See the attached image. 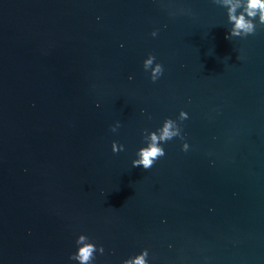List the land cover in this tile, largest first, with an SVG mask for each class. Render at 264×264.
I'll return each instance as SVG.
<instances>
[{"label":"water","instance_id":"obj_1","mask_svg":"<svg viewBox=\"0 0 264 264\" xmlns=\"http://www.w3.org/2000/svg\"><path fill=\"white\" fill-rule=\"evenodd\" d=\"M231 15L253 31L226 39ZM168 118L183 139L133 167ZM81 234L104 247L90 264H264L247 0H0V264H79Z\"/></svg>","mask_w":264,"mask_h":264},{"label":"clouds","instance_id":"obj_2","mask_svg":"<svg viewBox=\"0 0 264 264\" xmlns=\"http://www.w3.org/2000/svg\"><path fill=\"white\" fill-rule=\"evenodd\" d=\"M253 9H255L256 11H253ZM247 10L248 15L252 17H255L258 11L260 14V20L262 23H264V0H247ZM230 19L234 21V29L231 33H228L226 39H229L230 36H239L241 30L244 31L246 35L253 31V25L249 22H246L243 15L238 18L234 15H231ZM154 60H156V57L154 55H150L149 59L144 62V68L146 69L148 66H150ZM163 72V65L157 63L155 69L153 70V74L151 75V80L155 82L160 76L163 75ZM130 79H132V77H130ZM181 116L187 119L188 113L185 111H181ZM172 125L173 119L168 118L163 122V125L160 128L151 132V142L147 143L145 147H142L138 150V158L133 160L132 162L133 167L142 166L145 170L150 169L157 160L165 156V149L162 147L163 143H166L175 137H180L181 139H183L180 129H176L175 131H173ZM112 131L115 130L112 129ZM144 131L147 132L148 130L145 129ZM116 144V142H113L112 147L114 152H120L124 150V145L120 144L119 150H116ZM183 150L187 151V143H184ZM85 239L86 236L84 234H81L78 237L76 244L78 246H83L78 247V251L70 256L71 260L78 261L79 264H90V261L96 258L94 257V254L99 252L102 255L104 253L103 245H100L98 247L96 243L91 242V238L89 236L87 237V239L90 242L83 243ZM145 255H147L146 251L142 255L138 256L134 261L125 260L123 264H145L143 258Z\"/></svg>","mask_w":264,"mask_h":264}]
</instances>
